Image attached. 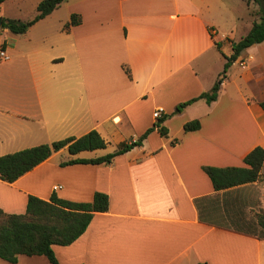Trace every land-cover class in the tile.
<instances>
[{
	"label": "crops",
	"instance_id": "1",
	"mask_svg": "<svg viewBox=\"0 0 264 264\" xmlns=\"http://www.w3.org/2000/svg\"><path fill=\"white\" fill-rule=\"evenodd\" d=\"M41 1L0 0V18L30 21ZM256 10L246 0H66L24 34L1 28L0 157L94 130L107 148H64L14 183L0 179V210L24 215L29 196L106 194L108 210L82 236L53 246L59 264H264V238L250 227L264 215V164L260 180L224 191L203 170L245 168L264 149V42L230 66L216 101L176 113L212 89ZM73 14L82 22L65 29ZM195 120L200 129L186 132ZM150 129L109 163L61 165L114 153ZM17 264L51 262L21 255Z\"/></svg>",
	"mask_w": 264,
	"mask_h": 264
},
{
	"label": "trees",
	"instance_id": "2",
	"mask_svg": "<svg viewBox=\"0 0 264 264\" xmlns=\"http://www.w3.org/2000/svg\"><path fill=\"white\" fill-rule=\"evenodd\" d=\"M66 0H43L38 4L37 14L30 21L15 19H3L1 28L7 29L13 34H24L38 21L46 18ZM253 3L257 10L251 14L255 18L251 31L241 41L233 46V54L226 57L223 72L209 92L202 94L177 107L176 113L182 112L187 106L199 99L208 104L217 100L221 85L227 76L230 66L238 60L241 54L248 48L264 42V0H246ZM82 22L78 14H73L65 29L77 26ZM1 29V30H2ZM0 30V35L1 31ZM219 49V44H217ZM129 74V71L126 70ZM264 110V101L261 103ZM162 122V121H161ZM161 122L154 128H158L162 136L168 132ZM201 127L198 120L185 124L186 132L197 131ZM150 129L139 140L131 144H123L114 153L96 159H76L64 162L61 165L72 164H101L109 163L116 156L124 154L135 147L142 145L143 140L152 131ZM67 148L71 155L82 152H92L106 149L107 143L97 131H91L80 138L69 137L63 140L27 148L12 154L0 157V179L7 183H14L19 178L46 161L54 153ZM247 167H204L203 170L211 179L216 191H224L236 186L253 183L262 178L261 170L264 164V149L257 147L245 158ZM109 199L106 194L96 193L90 203H75L65 201L52 196L50 201H44L34 196H29L26 213L24 215L5 214L0 210V258L12 264H17L21 255L45 256L51 264H59L53 246H68L82 236L93 216L97 212H106ZM256 226L261 230L257 235L264 238V215L257 216ZM251 227V226H250Z\"/></svg>",
	"mask_w": 264,
	"mask_h": 264
},
{
	"label": "built area",
	"instance_id": "3",
	"mask_svg": "<svg viewBox=\"0 0 264 264\" xmlns=\"http://www.w3.org/2000/svg\"><path fill=\"white\" fill-rule=\"evenodd\" d=\"M8 58L9 57H8L7 53L2 48H0V60H8ZM239 65H240V67L244 68L246 66L245 60H241L239 62ZM153 116H154V118L156 120L162 119V117H163V110L162 109H157L154 112V115ZM59 188H61V187L60 186H57V187H55V190H57Z\"/></svg>",
	"mask_w": 264,
	"mask_h": 264
},
{
	"label": "rangeland",
	"instance_id": "4",
	"mask_svg": "<svg viewBox=\"0 0 264 264\" xmlns=\"http://www.w3.org/2000/svg\"><path fill=\"white\" fill-rule=\"evenodd\" d=\"M258 215H263V214H257V213H254L253 216H252V220H251V227H252V230L255 232L254 234H257V235H260L261 234V230L259 229V227L256 226V222H257V216ZM2 220V218L0 217V221Z\"/></svg>",
	"mask_w": 264,
	"mask_h": 264
},
{
	"label": "water",
	"instance_id": "5",
	"mask_svg": "<svg viewBox=\"0 0 264 264\" xmlns=\"http://www.w3.org/2000/svg\"><path fill=\"white\" fill-rule=\"evenodd\" d=\"M1 25H2V19L0 18V30H1Z\"/></svg>",
	"mask_w": 264,
	"mask_h": 264
}]
</instances>
